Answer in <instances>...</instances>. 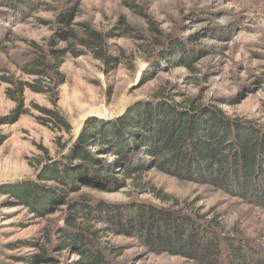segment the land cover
<instances>
[{
  "label": "rangeland",
  "instance_id": "obj_1",
  "mask_svg": "<svg viewBox=\"0 0 264 264\" xmlns=\"http://www.w3.org/2000/svg\"><path fill=\"white\" fill-rule=\"evenodd\" d=\"M19 1L28 9L17 15L11 6L16 4L17 8ZM6 2L9 7L2 6ZM68 10H73L75 22L86 21L109 31L124 19L132 31L109 41L112 54L119 57L112 67L88 54L76 58L67 55L60 68L64 83L57 89L56 101L52 95L25 90L27 113L15 119L9 117L14 104L5 96L6 85L0 80V118L8 117V121H0V264L14 263L13 257L36 252L33 247L11 246L20 242L43 244L48 232L64 224L66 206L39 218L10 194L22 195L32 184L59 190L56 181L41 174L47 166L65 164L66 156L76 163L78 149L71 143L86 122L119 117L134 102L165 89L175 102L194 100L215 106L231 118L264 124V0H0V46H5L0 47V76L4 68L15 71L14 64L21 60L28 40L41 41L50 34L42 20L56 21ZM149 22L158 28L163 42L171 39L192 50V60L186 61L191 66L184 64L182 55L174 62L162 60L160 49L151 46ZM171 44L165 47L168 52ZM36 106L60 112L70 132L41 123L43 115ZM64 143H69L68 148L62 149ZM94 149L87 150L102 163L117 156ZM145 179L180 201L195 202L208 217L220 214L227 228L238 225L248 237L264 236L263 209L155 169H150ZM96 186L78 185L69 197L91 200L94 214L107 204L164 206L153 194L140 193L131 180L123 185ZM103 226L95 224L96 228ZM105 241L124 248L120 264H188L180 256L149 253L136 239L123 235L110 234ZM56 250L52 246L48 251L61 264H73L72 252Z\"/></svg>",
  "mask_w": 264,
  "mask_h": 264
},
{
  "label": "trees",
  "instance_id": "obj_2",
  "mask_svg": "<svg viewBox=\"0 0 264 264\" xmlns=\"http://www.w3.org/2000/svg\"><path fill=\"white\" fill-rule=\"evenodd\" d=\"M9 5L6 2L2 6ZM15 5L11 8L17 15L28 9L22 1L17 2V8ZM74 15L68 10L56 21L42 20L50 34L41 41L28 40L21 60L14 64L15 71L2 70L4 94L14 104L9 116L12 119L27 113L25 90L52 95L56 101L57 89L64 83L60 68L67 55L76 58L88 54L108 67L119 61L109 41L131 33L129 23L120 19L113 30L104 31L86 21L75 22ZM149 24L151 46L160 49L162 60L174 62L180 55L184 64L190 57L192 60V50L171 39L163 42L158 28ZM169 43L170 52L165 49ZM36 107L43 115L41 123L70 132L60 112ZM68 144H62V149ZM71 144L78 149L76 163L66 156L65 164L47 166L41 174L56 181L59 190L32 184L22 195L9 192L16 203L39 218L60 209V205L66 206L67 212L64 224L48 232L43 244L20 242L11 246L33 247L36 252L13 257L14 263L9 264H61L49 254L52 246L59 252H72L73 264H120L124 248L102 242L110 234L136 239L149 253L180 256L188 264H264V236L248 237L238 225L227 228L220 214L208 217L195 202L180 201L145 179L146 173L155 169L179 180L208 185L264 210V124L231 118L215 106L194 100L175 102L160 89L134 102L119 117L86 122ZM88 147L96 148L93 152L117 156L102 163L92 157ZM52 161L49 159L50 164ZM126 180L133 181L140 193L153 194L164 206L145 202L107 204L94 214L91 200L69 197L78 185L96 184L99 188L100 183L123 185ZM97 223L104 226L96 228Z\"/></svg>",
  "mask_w": 264,
  "mask_h": 264
}]
</instances>
